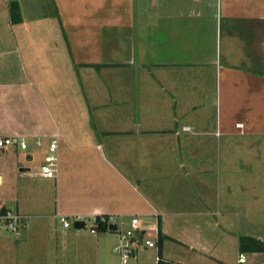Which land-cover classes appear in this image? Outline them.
<instances>
[{
  "label": "crops",
  "instance_id": "1",
  "mask_svg": "<svg viewBox=\"0 0 264 264\" xmlns=\"http://www.w3.org/2000/svg\"><path fill=\"white\" fill-rule=\"evenodd\" d=\"M130 3L129 27L142 20L143 37L159 20L156 61L149 47H80L82 59L75 60L67 51L66 11L55 12L52 0H0V138L28 146L0 149V186L15 191L11 206L1 203L29 221L21 239H0L9 264H67V255L80 264H113L120 234L135 217L157 248L137 245L128 264H158L157 257L167 264H235L241 237L264 243L253 234L264 211L258 168L264 166V120L261 126L256 120L258 142H233L226 120L225 138L208 139L207 128L219 131V118L200 109L198 63L177 58L181 38L222 24L230 44L245 53L239 64L225 60L224 79L236 81L239 74L251 97L264 94V0ZM251 122L245 111L234 127L246 135ZM53 140L58 174L46 179L40 167ZM60 216L92 226L98 217L113 218L117 230L64 229ZM262 253L246 254L262 264Z\"/></svg>",
  "mask_w": 264,
  "mask_h": 264
},
{
  "label": "rangeland",
  "instance_id": "2",
  "mask_svg": "<svg viewBox=\"0 0 264 264\" xmlns=\"http://www.w3.org/2000/svg\"><path fill=\"white\" fill-rule=\"evenodd\" d=\"M122 1L123 0H52V5L56 8L55 12L59 13L58 10H60L61 13H64V11L67 12V47H72L67 48V51L68 49L72 51V54L69 53L71 58L73 55L75 60L82 59L83 54L80 47H149L151 50H146L147 55L150 56L149 59L151 61H156V59L159 58L161 37L159 29H156L159 20H155L156 18H154L151 21L153 29L151 31L147 30L146 34L148 36L143 37L145 33L142 30V20L137 21L140 26L136 25L134 30L129 27V24L132 23L129 19L134 11V6L130 1L133 2V0H128L127 2ZM139 7L141 9L137 12L142 14L147 10L142 4ZM156 8L157 7H154L152 9L153 15L157 12ZM156 15L157 14H155V16ZM116 30L118 31V35L112 34L115 33ZM203 34L204 35L199 33L200 36L181 38L184 43L183 47L177 46V58H183L186 59L185 61L198 63L196 69L198 73H200L198 93L200 109L201 111L209 112L210 117L213 115L215 118H219V131H217L218 125H216L217 128H212L211 126L207 128L208 130L206 132L209 134L208 139H215L218 143V141H222V139L225 138L224 129L222 127L226 120V122L230 121L229 123L232 125L230 129V138L233 142L245 141V139L247 142L250 140L258 142L259 140L257 139H260L261 136L257 134H261V131L256 120L259 118V126H261L262 123L260 121L262 120L263 122L264 120V94L259 92L255 97L254 95L251 97L250 95L252 92L249 91L247 93V88L245 86L247 84L245 81L238 80L240 77L239 74L233 75V79H236V81L224 79L225 69L223 67L226 65L225 60L232 59L237 64L245 61L243 47L241 48L240 45L230 44L229 39L231 36L224 31V26L222 24L220 27L215 26V29L213 26L211 30L209 29L206 33L204 31ZM192 38L194 42L190 41V46H188V41ZM253 39L255 40V37H253ZM235 41H239V38L236 37ZM260 46L264 47V36L260 40ZM177 47L176 44H174L170 48L176 49ZM139 59L140 54L137 53V60ZM240 71H242V68L239 69V72ZM240 84H242L241 87H239ZM245 111H248V118L251 117V123H255V125H252V129L246 131L247 134L245 132L246 135H242L234 126L235 122L242 117ZM206 127L208 126L206 125ZM221 135L223 137H221ZM237 139H239V141ZM235 150L237 151V149ZM262 150L264 153V148H262ZM31 151L34 152V149ZM256 151L258 150L256 149ZM25 153L26 152L22 151L19 152V162L24 161ZM14 154H10L9 157L15 158ZM258 168L261 170L263 168L264 174V166L259 165ZM30 182L33 185L37 184L38 187L43 186L41 180ZM11 188L12 187H8L6 184L0 186V202L8 200L9 206L12 205L10 198L15 196V191L14 189L11 190ZM28 222L27 218L26 223ZM260 222H262V226L258 229L259 232L255 231L253 234H259L264 238V211L260 214ZM85 223V229L79 231L87 234L90 233L92 223L89 220H86ZM73 228L74 227H72V229ZM254 230L255 229H251V231ZM1 238L16 239L6 230L4 225L0 223V239ZM19 239H21V237ZM113 255V264H120L117 258L119 254L113 253ZM237 255L236 252V259ZM258 260L264 264V252L259 256ZM0 264H9V261L4 258V252L1 249ZM67 264H80V261L67 255Z\"/></svg>",
  "mask_w": 264,
  "mask_h": 264
},
{
  "label": "built area",
  "instance_id": "3",
  "mask_svg": "<svg viewBox=\"0 0 264 264\" xmlns=\"http://www.w3.org/2000/svg\"><path fill=\"white\" fill-rule=\"evenodd\" d=\"M40 144V143H39ZM10 147H18L21 150H26L28 148L26 141L19 138H0V149H7ZM58 144L57 141L53 140L48 146V152L44 156L43 164L40 167V175L46 179H53L57 177L58 174ZM26 217L19 212L6 208L0 202V223L4 225L6 230L10 232L16 239L21 237L23 230L26 228ZM59 221L64 229H70L74 227V223L77 221H83L82 218L76 217L71 219L67 216H60ZM85 222V221H84ZM114 222L113 218L98 217L94 219V224L90 229L93 234L98 233L99 224L110 225ZM86 225V223H85ZM154 231L158 233V229L154 228ZM146 233V229H143L140 221L137 217L133 218L131 221V228L123 231L120 234L119 244L114 247V252L119 254L122 264H128L134 255L137 245H143L146 249L157 248V242L153 239L145 238L143 232ZM162 262L160 257H157V263ZM236 264H255L250 261L246 253H239L237 257Z\"/></svg>",
  "mask_w": 264,
  "mask_h": 264
},
{
  "label": "trees",
  "instance_id": "4",
  "mask_svg": "<svg viewBox=\"0 0 264 264\" xmlns=\"http://www.w3.org/2000/svg\"><path fill=\"white\" fill-rule=\"evenodd\" d=\"M19 15V9L18 6H13V19L16 20V15ZM109 228V225L100 223L99 229L101 231H107ZM240 250L241 253H260L264 252V243H262L259 240L252 239L250 237H241L240 238ZM160 264H167L164 262H160Z\"/></svg>",
  "mask_w": 264,
  "mask_h": 264
},
{
  "label": "water",
  "instance_id": "5",
  "mask_svg": "<svg viewBox=\"0 0 264 264\" xmlns=\"http://www.w3.org/2000/svg\"><path fill=\"white\" fill-rule=\"evenodd\" d=\"M86 225L84 221H77L74 223V228L77 230H81V229H85ZM110 230L111 231H116L117 230V226L115 225H110Z\"/></svg>",
  "mask_w": 264,
  "mask_h": 264
}]
</instances>
